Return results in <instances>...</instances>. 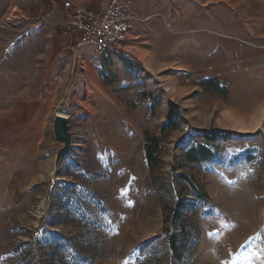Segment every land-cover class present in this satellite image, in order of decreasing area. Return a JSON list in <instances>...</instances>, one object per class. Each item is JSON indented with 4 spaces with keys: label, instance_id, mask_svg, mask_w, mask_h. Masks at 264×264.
Here are the masks:
<instances>
[{
    "label": "rangeland",
    "instance_id": "rangeland-1",
    "mask_svg": "<svg viewBox=\"0 0 264 264\" xmlns=\"http://www.w3.org/2000/svg\"><path fill=\"white\" fill-rule=\"evenodd\" d=\"M29 3L0 0V264H264V0H159L102 56ZM171 103L181 120L161 134ZM57 109L72 147L54 172ZM213 129L231 133L216 160L186 164Z\"/></svg>",
    "mask_w": 264,
    "mask_h": 264
},
{
    "label": "trees",
    "instance_id": "trees-1",
    "mask_svg": "<svg viewBox=\"0 0 264 264\" xmlns=\"http://www.w3.org/2000/svg\"><path fill=\"white\" fill-rule=\"evenodd\" d=\"M120 61L124 66H129L131 64L130 60L126 57L119 56ZM138 65L137 62H134ZM199 85L202 87L204 92L213 93L220 97H226L228 95L227 87L216 77H209L203 79L199 82ZM181 120L180 106L178 104L171 103L167 112L166 120L161 125L160 132L164 134L168 131L176 129ZM202 142L196 143L195 145L189 147L185 150L183 158L186 164L189 165H200L203 163H209L216 160L219 155V149L221 144L231 137L230 132H223L221 130L213 129L206 130L201 133ZM160 151V141L158 138L150 137L146 134L145 144H144V153L147 165L150 168L155 167L158 164L157 156ZM181 181H189V186L191 190L189 192L198 199L204 198L203 192H201L197 183L194 180H190L187 176H179ZM185 202L178 201L174 208V218L175 220H180L183 216V210L185 209ZM170 247L175 248V238L172 236L169 238Z\"/></svg>",
    "mask_w": 264,
    "mask_h": 264
},
{
    "label": "built area",
    "instance_id": "built-area-1",
    "mask_svg": "<svg viewBox=\"0 0 264 264\" xmlns=\"http://www.w3.org/2000/svg\"><path fill=\"white\" fill-rule=\"evenodd\" d=\"M104 1V9L75 7L69 22L79 32L78 45L88 47L96 56L121 51L135 25L141 22L131 10L134 0Z\"/></svg>",
    "mask_w": 264,
    "mask_h": 264
},
{
    "label": "crops",
    "instance_id": "crops-1",
    "mask_svg": "<svg viewBox=\"0 0 264 264\" xmlns=\"http://www.w3.org/2000/svg\"><path fill=\"white\" fill-rule=\"evenodd\" d=\"M153 1L151 5L149 2ZM25 15L31 20H41L59 31L58 38L64 44L78 45L79 32L70 27L73 9L75 7L92 10L104 9V0H29ZM159 4V0H135L131 5L133 14L140 16L153 12L151 9ZM129 38V37H128Z\"/></svg>",
    "mask_w": 264,
    "mask_h": 264
},
{
    "label": "water",
    "instance_id": "water-1",
    "mask_svg": "<svg viewBox=\"0 0 264 264\" xmlns=\"http://www.w3.org/2000/svg\"><path fill=\"white\" fill-rule=\"evenodd\" d=\"M52 130L58 149L54 157V172L59 168L61 160L68 154L72 147V134L69 130L68 117L65 111L57 109L52 119Z\"/></svg>",
    "mask_w": 264,
    "mask_h": 264
},
{
    "label": "bare ground",
    "instance_id": "bare-ground-1",
    "mask_svg": "<svg viewBox=\"0 0 264 264\" xmlns=\"http://www.w3.org/2000/svg\"><path fill=\"white\" fill-rule=\"evenodd\" d=\"M12 11H14V10H12ZM66 115V114H65ZM67 116V115H66Z\"/></svg>",
    "mask_w": 264,
    "mask_h": 264
}]
</instances>
